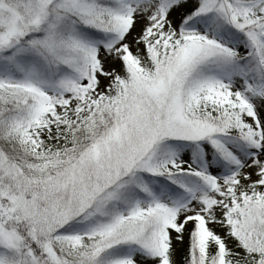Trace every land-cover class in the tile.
Listing matches in <instances>:
<instances>
[{
  "label": "snow or ice",
  "instance_id": "6c2138e0",
  "mask_svg": "<svg viewBox=\"0 0 264 264\" xmlns=\"http://www.w3.org/2000/svg\"><path fill=\"white\" fill-rule=\"evenodd\" d=\"M0 264H264V0H0Z\"/></svg>",
  "mask_w": 264,
  "mask_h": 264
}]
</instances>
